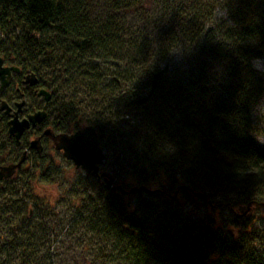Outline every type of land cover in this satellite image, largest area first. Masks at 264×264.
Masks as SVG:
<instances>
[{
  "label": "trees",
  "instance_id": "1",
  "mask_svg": "<svg viewBox=\"0 0 264 264\" xmlns=\"http://www.w3.org/2000/svg\"><path fill=\"white\" fill-rule=\"evenodd\" d=\"M0 32L2 54L53 94L64 130L89 122L104 151L155 172H138L140 187L161 185L129 207L88 177L73 185L79 213L61 227L49 198L28 205L29 177L5 180L0 264H61L53 246L68 238L97 248L99 264H264V217L236 214L264 203L253 135L264 0H0ZM39 171L37 181L57 183L49 166ZM181 194L210 213L178 211Z\"/></svg>",
  "mask_w": 264,
  "mask_h": 264
},
{
  "label": "rangeland",
  "instance_id": "2",
  "mask_svg": "<svg viewBox=\"0 0 264 264\" xmlns=\"http://www.w3.org/2000/svg\"><path fill=\"white\" fill-rule=\"evenodd\" d=\"M179 58L180 55L178 53L174 54V59L176 61L179 60ZM260 60L264 61V57H262ZM255 68L264 77V62L257 64ZM61 94L66 98V100L70 99V94L67 93L66 89L65 92L62 91ZM88 115L89 114H86V116ZM253 121L254 139L256 140L257 144L264 149V96L259 106L255 110ZM89 125H91L89 124V122H82L80 124V128H84ZM1 127L2 126H0V128ZM110 151V154L105 151L106 160L105 164L103 165V172L113 179V187H121L118 194L123 196V201L127 204H130L129 207H134L137 202L138 195L137 193L133 195L131 191L134 187H140L139 183H137L136 181L138 172L143 175L148 174L149 176H151L152 173L153 175H155V172L147 169L149 166L142 164V162L140 161L141 159H139L135 154H128L127 156L124 155L118 157V155L116 154V149L111 148ZM136 158L137 160H135ZM55 160L58 163H56L54 166H50V174H55L54 177L57 179L56 184H45L44 180L40 179L39 181H37L36 178L38 177V174L40 172V167H37L35 165H33L30 170L25 169L20 171L18 174H16L15 177H13L12 180L23 183L29 177V179L32 180L31 186L34 188L31 195L28 196V198H30L28 200V205H30V208H37L36 205L33 204L37 199L41 201L49 198L52 203L51 206L53 209V214L59 215V217H56V219L62 218L63 225L61 227H68L69 222L79 213V210H77L75 205L73 204V185L79 182L87 183L90 179H88L84 172H82L81 170H77L72 163L66 161L64 158L59 157ZM36 181L41 185H44V187L39 185ZM162 182H164V180ZM101 184H104L105 191V188H107V183L102 182ZM6 188L8 190L11 189L10 185H7ZM148 188L150 190H156V188H161V185L155 183L150 187L148 186ZM79 197H81V195ZM86 199H88V196H86ZM177 201L179 206L178 211H182L184 212V214L188 213L190 210L192 211L193 217L198 218L210 213L209 211H207V208L202 205V203L200 204V202L198 201L189 200L182 194L179 196ZM247 207L248 206H243V208L245 209ZM227 214V212H224L222 215L227 216ZM236 214H241L239 207L236 208ZM245 215H248L250 218H253L255 220L260 219L264 217V209L259 211L258 208H252L250 211H247ZM217 219L220 220L221 217L218 216ZM224 220H226L225 217L220 221L223 222ZM58 222L59 220H54L53 225H58ZM50 226L52 227V225ZM87 244L89 248L92 247L89 243ZM55 246L56 248L54 250V254L56 255L57 253L60 256L62 255L63 259L61 261L64 264H99L101 262L99 258L100 252L97 248H92L90 249V252H87L84 246L78 244L76 240L70 241V238H68L63 244L56 245L55 243L53 249ZM73 247L74 249H72ZM55 261H57V259Z\"/></svg>",
  "mask_w": 264,
  "mask_h": 264
},
{
  "label": "flooded vegetation",
  "instance_id": "3",
  "mask_svg": "<svg viewBox=\"0 0 264 264\" xmlns=\"http://www.w3.org/2000/svg\"><path fill=\"white\" fill-rule=\"evenodd\" d=\"M0 58L3 60V68L17 67L20 69L19 73H15L13 71L11 72L9 86L3 93H0V122L4 125L0 128V167L17 164L23 157L25 158V162L21 168L17 170L16 174L25 169L30 170L33 165L37 167H41L42 165L49 167L54 166L58 163L55 159L59 157L64 158V156L61 151H57L55 149L53 137L60 134H72L78 130L84 129L85 127H79L77 129L71 128L68 131L64 130L61 126V120L55 119L50 110L53 94L47 90L52 96L48 103H46L45 97L38 96V93L41 90H46L41 86L39 77L37 76L39 79L38 85L30 86L29 84H25L26 77L30 74V71H24L21 67L12 63L7 56L2 54L1 51ZM1 84L2 82L0 81V87ZM3 101H6L12 107V114L18 111L17 105L19 103H25L22 110L19 112L20 120L28 119L29 116L35 114L36 112L43 111L44 109H46L47 113L46 119L36 127H31L29 130H26L20 139V143L17 144L16 138L10 136L9 134V122L12 117L7 116L1 111V103ZM47 132L49 134H46ZM36 140L39 141L37 148H41V152L36 148H31V143ZM81 171L89 178L96 177L101 181H108L109 183V176L107 174L106 177L101 176L102 174H105L103 172V165L100 167V177L97 175H89L83 170ZM115 188L118 189V187Z\"/></svg>",
  "mask_w": 264,
  "mask_h": 264
},
{
  "label": "water",
  "instance_id": "4",
  "mask_svg": "<svg viewBox=\"0 0 264 264\" xmlns=\"http://www.w3.org/2000/svg\"><path fill=\"white\" fill-rule=\"evenodd\" d=\"M1 39V32H0ZM3 60L0 58V81L2 82L0 87V93H3L5 89L9 86L11 80V72L19 73L20 69L17 67L3 68ZM39 83V79L35 73H30L26 77L25 84L30 86H36ZM39 97H45L46 103L51 100V93L47 90H41L38 93ZM23 103L17 105L18 111L12 114V107L6 102L1 103V111L7 116H11L12 119L9 122V134L16 138L17 144L20 143V139L26 130L31 127H36L41 124L47 116L46 109L28 117V119L20 120L19 112L24 106ZM46 134H49L48 132ZM54 146L57 151L63 153L64 158L67 161L73 163L76 169H81L89 175H97L100 177V167L105 164L106 154L104 149L100 146L99 135L94 126H87L84 129L78 130L72 134H60L53 137ZM38 140L31 143V148H36L40 152L41 148H37ZM25 158L23 157L17 164H13L6 167H0V182L13 178L17 170L21 168ZM101 176L106 177V174ZM113 179L109 177V185L112 186ZM121 189V187H118ZM117 188H113L116 191ZM149 193L155 194L160 192V190H150L147 187H134L131 193L134 195L136 193ZM130 206V204H128ZM252 208H262L264 209V203H252L246 209L241 207V215H245L247 211ZM246 210V211H245Z\"/></svg>",
  "mask_w": 264,
  "mask_h": 264
},
{
  "label": "clouds",
  "instance_id": "5",
  "mask_svg": "<svg viewBox=\"0 0 264 264\" xmlns=\"http://www.w3.org/2000/svg\"><path fill=\"white\" fill-rule=\"evenodd\" d=\"M261 62H264V61H261L259 58H257L256 60H254V66H256L257 64L261 63Z\"/></svg>",
  "mask_w": 264,
  "mask_h": 264
}]
</instances>
